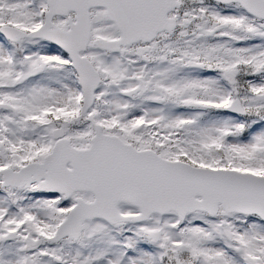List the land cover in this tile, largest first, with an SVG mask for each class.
Masks as SVG:
<instances>
[{"label":"snow or ice","instance_id":"obj_1","mask_svg":"<svg viewBox=\"0 0 264 264\" xmlns=\"http://www.w3.org/2000/svg\"><path fill=\"white\" fill-rule=\"evenodd\" d=\"M0 264H264V0H0Z\"/></svg>","mask_w":264,"mask_h":264}]
</instances>
